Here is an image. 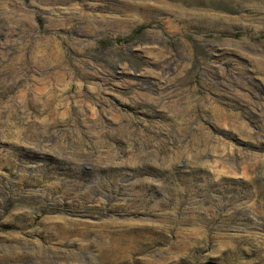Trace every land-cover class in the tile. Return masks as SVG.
Wrapping results in <instances>:
<instances>
[{
	"label": "rangeland",
	"instance_id": "obj_1",
	"mask_svg": "<svg viewBox=\"0 0 264 264\" xmlns=\"http://www.w3.org/2000/svg\"><path fill=\"white\" fill-rule=\"evenodd\" d=\"M0 264H264V0H0Z\"/></svg>",
	"mask_w": 264,
	"mask_h": 264
},
{
	"label": "bare ground",
	"instance_id": "obj_2",
	"mask_svg": "<svg viewBox=\"0 0 264 264\" xmlns=\"http://www.w3.org/2000/svg\"><path fill=\"white\" fill-rule=\"evenodd\" d=\"M148 2V0H147ZM145 4V3H144ZM148 4V3H146ZM152 5V4H151ZM154 7V6H153ZM157 8V7H156ZM149 9V8H148ZM159 10V9H158ZM144 11V10H143ZM157 11V10H156ZM156 13V12H153ZM143 225V224H142ZM133 227V226H132ZM132 232L126 237V241L128 242L127 245L130 247V251L132 250H138L141 253L145 250V248H142L141 244L143 241L140 240L142 237L146 236V239H154L156 237H151L150 234L152 233V228H150V226H145V227H139L137 229L131 230ZM150 233V234H149ZM160 234V233H159ZM117 238H120L119 235ZM132 249V250H131ZM122 250V251H120ZM110 249L109 251H107V257L108 255H110L111 253L120 251V253L122 254H126V252H129L128 248H123V249Z\"/></svg>",
	"mask_w": 264,
	"mask_h": 264
}]
</instances>
